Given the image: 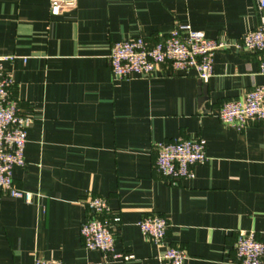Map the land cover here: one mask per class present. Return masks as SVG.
<instances>
[{"label":"crops","instance_id":"1","mask_svg":"<svg viewBox=\"0 0 264 264\" xmlns=\"http://www.w3.org/2000/svg\"><path fill=\"white\" fill-rule=\"evenodd\" d=\"M189 23L233 47L215 54L213 76L116 80L115 42H157ZM259 26L255 0H78L51 14L50 0H0V57L15 82L12 97L33 118L17 188L0 192V264H160L170 247L186 264H239V233L264 242V122L243 131L224 126L222 106L264 85L256 57L235 46ZM203 139L208 162L196 177L171 185L157 172L158 146ZM91 196L110 201L120 218L115 252L135 260L106 261L88 251L80 230ZM168 220L158 246L139 228L145 217ZM113 216H104L111 221Z\"/></svg>","mask_w":264,"mask_h":264},{"label":"built area","instance_id":"2","mask_svg":"<svg viewBox=\"0 0 264 264\" xmlns=\"http://www.w3.org/2000/svg\"><path fill=\"white\" fill-rule=\"evenodd\" d=\"M255 1L259 26L247 32L241 44L235 48L254 55L259 64V72L264 75V0ZM77 2L50 0L51 14L58 16L62 10L74 8ZM232 47L226 41L208 39L204 32L194 30L189 23H179L171 34L157 42L138 37L113 43L109 63L116 80L149 78L165 66L172 74H194L201 83L208 84L213 76L215 54ZM9 60L13 58L0 57V192L30 203L33 195L17 188L13 175L15 168L26 166L28 130L34 120L21 112L18 102L12 97L15 82L3 68L4 62ZM219 120L224 126L240 132L253 123L264 122V85L256 86L243 98L224 104ZM207 162L206 142L201 138L179 139L158 146L156 169L171 185L194 179L195 167ZM85 205L91 215L80 230L86 250L101 252L106 261L135 260L133 255H118L115 252L113 229L121 220L111 208L110 201L100 196H91ZM104 216L113 217L108 221L103 220ZM138 225L143 236L158 246L164 242L170 227L168 220L157 214L145 217ZM235 250L239 264H264V242L257 239L254 231L240 232ZM157 259L160 264H186L188 253L182 247H170ZM34 264L63 262L36 260Z\"/></svg>","mask_w":264,"mask_h":264}]
</instances>
